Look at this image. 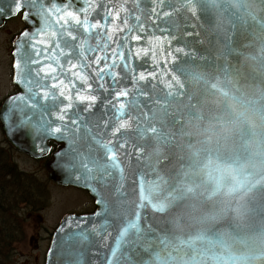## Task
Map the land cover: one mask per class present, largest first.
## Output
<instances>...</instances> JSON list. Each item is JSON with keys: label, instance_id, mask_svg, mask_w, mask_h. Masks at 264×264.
Returning a JSON list of instances; mask_svg holds the SVG:
<instances>
[{"label": "water", "instance_id": "1", "mask_svg": "<svg viewBox=\"0 0 264 264\" xmlns=\"http://www.w3.org/2000/svg\"><path fill=\"white\" fill-rule=\"evenodd\" d=\"M21 11L1 129L96 205L45 264H264V0H0V27Z\"/></svg>", "mask_w": 264, "mask_h": 264}, {"label": "rangeland", "instance_id": "2", "mask_svg": "<svg viewBox=\"0 0 264 264\" xmlns=\"http://www.w3.org/2000/svg\"><path fill=\"white\" fill-rule=\"evenodd\" d=\"M21 28L22 23L12 20L0 30V104L7 95L16 91L12 81L13 58L10 52L14 35ZM5 140L0 125V141L4 143ZM15 157L22 169L36 172L43 180H48L51 194V202L47 208L29 213V219L24 225L26 237L24 241L16 244L15 264H45L52 233L62 217L67 213H79L91 209L92 199L80 188H65L50 181L45 159H33L21 152H16Z\"/></svg>", "mask_w": 264, "mask_h": 264}, {"label": "trees", "instance_id": "3", "mask_svg": "<svg viewBox=\"0 0 264 264\" xmlns=\"http://www.w3.org/2000/svg\"><path fill=\"white\" fill-rule=\"evenodd\" d=\"M5 141H0V264H15L16 244L26 237L29 213L47 208L51 194L48 180L22 169L18 151Z\"/></svg>", "mask_w": 264, "mask_h": 264}, {"label": "snow or ice", "instance_id": "4", "mask_svg": "<svg viewBox=\"0 0 264 264\" xmlns=\"http://www.w3.org/2000/svg\"><path fill=\"white\" fill-rule=\"evenodd\" d=\"M38 2H39V0H38ZM71 3H72V0H68V4H71ZM67 7H68V5L66 4L65 8H67ZM19 10H20V6L17 5V11H19ZM54 10L56 12L61 11L60 8H55V7H54ZM42 11H43V9H42ZM36 15H39V13H37ZM61 21H63V23H61ZM70 21H71V23H74V24H80L82 27L85 28V31L89 30L87 28V26H86V22L81 21L79 16L75 15L72 11H67L65 15H61L56 20V23L60 24L61 28L67 29V26L69 25ZM91 27L95 28V27H97V25L94 24ZM67 34H68L69 37H71L72 40H76V36H74L71 31H68ZM52 35H53V37H55L57 34L53 33ZM56 47H59V45L57 44ZM33 48H35V45H33ZM89 51H90V49H89ZM36 55H39V51H36ZM38 62L39 61H37V60H32L31 61V63H38ZM70 67L71 68H76L77 65L76 64H71ZM53 71H55V69H53ZM40 72H43V68L40 69ZM53 87H55V85H53ZM61 95H63V92H61ZM121 95H126V93H122ZM92 99L94 100L95 98L92 97ZM68 107H71V105L69 104ZM59 119H64V116L61 115L59 117ZM74 123H75V121H74ZM55 131L56 132H60L61 130H60V128H56ZM107 150L109 152L113 151V149L111 147H109ZM93 164H94V166L99 167L101 171H104V170L109 169V168L112 169V170H115L116 167H117L116 160L115 159H109V158H107V163H105L104 165H95V162H93ZM88 170L89 169L86 168V171H88ZM130 229H131V226H129L128 229L125 230V232L129 231ZM136 233L139 234L138 231H136ZM84 238L86 239L87 237H84ZM121 239L123 240V235L121 236Z\"/></svg>", "mask_w": 264, "mask_h": 264}, {"label": "flooded vegetation", "instance_id": "5", "mask_svg": "<svg viewBox=\"0 0 264 264\" xmlns=\"http://www.w3.org/2000/svg\"><path fill=\"white\" fill-rule=\"evenodd\" d=\"M12 20H16V21H18L19 23H22V28H21V30H19L17 33H15V35H14V38H13V40H12V45H11V48H12V50H11V52H10V55L12 56V58H13V42H14V40L16 39V37L18 36V34L20 33V32H22V30H24V28L26 27V25H25V23H24V21H23V12L21 11V12H19L16 16H14V17H12V18H10V19H8V20H6L5 21V24L3 25V26H1L0 27V30H3L6 26H7V24L10 22V21H12ZM11 66H12V81H13V59H12V62H11ZM15 87H16V91L15 92H17L19 89H18V87L15 85ZM14 93V92H13ZM13 93H10L9 95H11V94H13ZM9 95H7V96H9ZM6 96V97H7ZM5 97V98H6ZM4 98V99H5ZM3 99V100H4ZM3 100H2V102H3ZM2 102H1V104H2ZM1 104H0V106H1ZM65 188L66 187H74V186H64ZM75 188H77V187H75ZM83 190V189H82ZM85 191V190H84ZM86 193L88 194V196L92 199V204H93V206L91 207V209H89V210H85V211H81V212H79V213H84V212H92V211H94L95 209H96V205H95V201H94V198L92 197V196H90V194L86 191Z\"/></svg>", "mask_w": 264, "mask_h": 264}]
</instances>
